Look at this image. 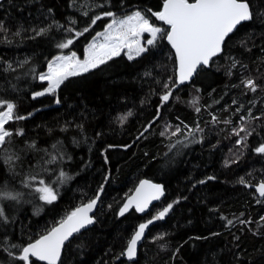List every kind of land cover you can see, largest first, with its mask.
I'll use <instances>...</instances> for the list:
<instances>
[{
	"label": "trees",
	"instance_id": "1",
	"mask_svg": "<svg viewBox=\"0 0 264 264\" xmlns=\"http://www.w3.org/2000/svg\"><path fill=\"white\" fill-rule=\"evenodd\" d=\"M150 1L95 12L89 1L0 0V67L9 74L0 101L24 117L5 125L12 135L0 147V191L17 195L0 199V264H25L18 259L23 247L97 196L95 224L67 242L59 264H264V199L252 189L264 182V153L256 151L264 146V0H248L253 18L180 87L166 39L170 26L154 15L166 0ZM137 11L162 31L145 62L120 55L70 77L58 89L57 105L23 96L39 88L44 69L34 49L14 43L46 29L42 35L58 32L52 51L74 49L83 60L113 19L105 13L122 19ZM68 39L67 49L57 47ZM61 171L70 178L62 182ZM145 179L164 186V200L145 217L133 210L120 218L124 201ZM40 180L56 191L53 203L39 199ZM169 204L165 217L155 219ZM150 220L138 258L129 263L127 242Z\"/></svg>",
	"mask_w": 264,
	"mask_h": 264
},
{
	"label": "snow or ice",
	"instance_id": "2",
	"mask_svg": "<svg viewBox=\"0 0 264 264\" xmlns=\"http://www.w3.org/2000/svg\"><path fill=\"white\" fill-rule=\"evenodd\" d=\"M104 15L113 17V19L107 25L106 30L99 33L89 45L86 59L81 61L75 53L67 56L58 55L48 64L47 73L39 76L41 81L48 82L47 93H56L69 77L79 76L98 68L114 56H118L125 48L129 50L128 58L133 59V50L136 56L147 50L141 45V37L144 33L150 34L151 39L147 40V44L151 45L156 40L157 34L161 32L159 27L153 26L138 11L121 20L116 19L111 12ZM154 15L170 26L166 39L175 49L179 62L178 83L180 84L189 80L199 65H208L212 57L221 52L225 38L237 25L253 18L248 0H195L194 3H189V0H166L163 11L154 13ZM101 18V16L95 17L92 23L95 24L96 20ZM45 31L47 30L41 29L38 35H42ZM69 31L72 30L69 29ZM84 31L86 32L88 29L85 28ZM75 35L79 37L83 35V32H76ZM72 43L73 40L68 39L66 42L58 44L57 47L67 49ZM244 84L251 91H256L254 81L247 80L244 81ZM165 87H168L167 84ZM44 94V92H38L35 95L41 96ZM171 95L172 90L169 89L161 96V101L167 102ZM56 102L59 103V99ZM5 105L6 110L0 112V147L4 145L6 138L12 135V132L6 129L5 125L14 119H24L21 116H14L15 105L13 103L0 101V108H5ZM127 115H131V113ZM119 119L123 122L127 119V116H121ZM18 134L22 135L23 133ZM175 134L176 132L172 133V135ZM189 134L191 135V132ZM256 151L264 153V146L257 148ZM59 178L63 182V180L70 177H67L61 171ZM32 179H35V177ZM241 183H244V181L241 180ZM39 184L41 186L35 188V191L40 193L39 199L48 204L53 203L57 199L56 191L46 185L43 180H40ZM145 189L148 191H145ZM259 192L261 196H264V183L260 185ZM162 194L163 190L160 185L142 181L140 187L136 190V195L128 199L119 214L123 216L132 207L142 212L152 200L159 199ZM0 199L16 200L17 195L0 191ZM98 199L97 196L87 205L77 208L64 220H61L59 226L52 228L35 242L23 247L21 249L22 254L19 255L18 259L25 262V264H32L30 258L45 261L46 264H58L65 242L74 233L94 222L89 213ZM171 207L172 205L169 204L163 211L159 212L155 219H163ZM0 217H4L2 207H0ZM152 222L150 220L148 223L140 224L138 230L128 241L126 254L129 259L135 257L138 241L143 237L148 224Z\"/></svg>",
	"mask_w": 264,
	"mask_h": 264
},
{
	"label": "rangeland",
	"instance_id": "3",
	"mask_svg": "<svg viewBox=\"0 0 264 264\" xmlns=\"http://www.w3.org/2000/svg\"><path fill=\"white\" fill-rule=\"evenodd\" d=\"M65 1L67 4H70V3L76 2V1L77 2L89 1L92 5H94L95 12L97 10H104V9H109L112 7L123 6V5H125L131 1H141V2H145V3L151 2L150 0H65ZM126 18H122V19H126ZM118 20H121V19H118ZM161 33H162V31L157 34L156 40L161 35ZM56 35H58V32H54V33L50 32V33H47L46 35H41V36L34 38V39H29L27 41H21L18 43H14V45L17 47H28V48L34 49V51L36 52V59L42 64L43 69H44L43 74H45L48 71V64L53 59H55L56 56H58V55L67 56V55H71L72 53H75V55L78 57V55L74 49L70 53H67V54H56L54 51H52V49H51V37L56 36ZM149 39H151V36L149 33H144L141 37V45L143 47H145L146 49L149 45V44H147V40H149ZM87 50H88V48H87ZM87 50H86V54H85L84 59H86V57H87ZM128 51L129 50L127 48H125L121 51V53L118 56L124 55L128 58ZM132 54H133L134 58L133 59L128 58L132 64L142 63V62H145L147 59V50L138 56L135 55V51L133 50ZM114 57H117V56H114ZM83 60H81V61H83ZM8 77H9V74L6 73V71L3 69V67H0V85L1 86H4V87L6 86ZM47 87H48V82L40 80L39 88L37 90H35L34 92H32L30 94H24L23 96L27 97L31 101H42L48 105L59 104L56 102L57 99H59V102H60L63 97L59 94L58 90L56 93H47V91H46ZM38 92H44L45 94L41 95V96L35 95ZM81 94H83V92H81Z\"/></svg>",
	"mask_w": 264,
	"mask_h": 264
},
{
	"label": "water",
	"instance_id": "4",
	"mask_svg": "<svg viewBox=\"0 0 264 264\" xmlns=\"http://www.w3.org/2000/svg\"><path fill=\"white\" fill-rule=\"evenodd\" d=\"M193 3H194V2H193ZM249 21H250V20H249ZM246 22H248V21L242 22L241 24L237 25L236 28H235L231 33H229V35L225 38V41H226V39H227V38H228V37H229V36H230V35H231V34H232V33H233V32H234V31L240 26V25H242L243 23H246ZM169 31H170V30H169ZM167 41H168V40H167ZM225 41H224V43H225ZM168 43H169V42H168ZM224 43H223V45H222V50H221V52L218 53L216 56L212 57V59L209 61V64H208V65H199V66L196 68V70H195V72L193 73V75L191 76V78H190L189 80L185 81V82L182 83V84L178 83V76H179V62H178V59H177L176 54H175V49H174V48L171 46V44L169 43V45H170V47H171V49H172V51H173V53H174V55H175V57H176V61H177V84H178V87L183 86V85H187V84L191 83V82L194 80V78L196 77V75H197V73H198V71H199L200 69L209 67L210 64H211V62L213 61V59L219 57V56L222 54ZM142 181H149L151 184L160 185V186L162 187L163 194L160 195L159 199H154V200H152V201L147 205V207L145 208L144 211L139 212V211H137V210L135 209V207H132V208L129 209V211H127L123 216H121L120 214H118L120 218L126 216L128 213H130V212L133 211V210H134L139 216H141V217H145V216H147V215L150 213V211L152 210V208H153L154 206L158 205L159 203H161V202L164 200V198H165V194H166V193H165V188H164V186H163L162 184H160V183H155V182L150 181V180H147V179L142 180ZM142 181H141V182H142ZM141 182L136 186V188L134 189V191H133V192L127 197V199L125 200V202H124V204L122 205L121 209H122L123 206L127 203V201H128L129 198H131V197H133V196L136 195V190L140 187ZM262 183H264V182H262ZM262 183H259L258 185H255V186L252 187V189L255 190V191L257 192V194H258V196H259V198H260L261 200L264 199V196H261V195H260V192H259V187H260V185H261ZM145 191H148V190L145 189ZM89 203H90V202H89ZM87 204H88V203H86V204H84V205H87ZM84 205H82V206H84ZM82 206H80V207H82ZM99 206H100V201H99V199H98L97 202H96V204H95V206H94V208H93L92 211L89 213V216L94 220V222H93L92 224H88V225H86L85 227H83L82 229H80L79 232L74 233V234L69 238V240H67V241L65 242V244H64V246H63V249L61 250L60 259H59V261H58V264L60 263V261H61V259H62L63 252H64V248H65L67 242L73 240L76 236L80 235V234H81L82 232H84L85 230H88L89 228L93 227V225L95 224V215H96L97 212H98ZM78 208H79V207H78ZM121 209H120V210H121ZM119 213H120V211H119ZM57 226H59V224H58ZM57 226H56V227H57ZM145 236H146V231H144V234H143V237L141 238V240L138 241V244H137V251H136V255H135L134 258L129 259L128 256H127V254H126V251H125V259H126V261H128L129 263H133V262H135V261L137 260V258H138V252H139V249H140V247L142 246V244H143V242H144V240H145ZM31 259H32L33 261H36V262L40 263V264H46L45 261H39V260H36L35 258H31Z\"/></svg>",
	"mask_w": 264,
	"mask_h": 264
},
{
	"label": "bare ground",
	"instance_id": "5",
	"mask_svg": "<svg viewBox=\"0 0 264 264\" xmlns=\"http://www.w3.org/2000/svg\"><path fill=\"white\" fill-rule=\"evenodd\" d=\"M162 7V6H161ZM163 11V10H162ZM81 30V29H80ZM81 32V31H80ZM83 32V31H82ZM87 32V31H86ZM89 35V34H88ZM55 44V43H54ZM57 48V47H56ZM258 94V93H257ZM257 98V97H256ZM260 144V143H259ZM246 153V152H245ZM232 155V154H231ZM235 158V157H234ZM229 160V159H228ZM157 182V181H156ZM102 186V185H101ZM102 192V191H101ZM125 202V201H124ZM122 205V204H121ZM154 210V209H153ZM152 210V211H153ZM145 222V221H144ZM143 223V222H142ZM149 228V227H148ZM128 243V242H127ZM146 243V242H145ZM5 250V249H4ZM9 253V252H8ZM32 260V259H31Z\"/></svg>",
	"mask_w": 264,
	"mask_h": 264
}]
</instances>
